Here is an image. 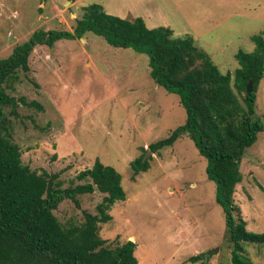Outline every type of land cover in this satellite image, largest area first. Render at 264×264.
<instances>
[{"label":"rangeland","instance_id":"1","mask_svg":"<svg viewBox=\"0 0 264 264\" xmlns=\"http://www.w3.org/2000/svg\"><path fill=\"white\" fill-rule=\"evenodd\" d=\"M93 2L106 12H115L110 7L118 4L0 0V58L36 29L71 30L81 7ZM136 15L149 27L164 25L175 35H192L225 73L238 67L239 49L253 50L251 36L264 29V0H141L136 1ZM28 63L29 70L18 71L14 87L7 89L18 99L12 138L24 164L38 173L58 172L63 187L96 158L114 167L121 174L125 199L111 206L112 218L100 224L98 233L112 244L133 241L137 264H196L190 256L206 252V257L215 248L206 257L208 264H232L230 245L223 240L224 213L215 200V183L206 174V158L185 135L158 153L148 149L181 125L186 112L180 96L150 76L146 53L114 47L86 31L80 39L37 45ZM20 98L35 100L41 108ZM254 114L264 124V65ZM143 149L150 153L143 154ZM141 154L149 167L133 175L130 161ZM240 171L235 201L246 228L263 233L264 130L245 150ZM102 196L97 190L83 194L79 207L65 199L53 212L64 225L80 224L83 211L94 213ZM243 246L250 264H264L263 244L244 241Z\"/></svg>","mask_w":264,"mask_h":264},{"label":"trees","instance_id":"2","mask_svg":"<svg viewBox=\"0 0 264 264\" xmlns=\"http://www.w3.org/2000/svg\"><path fill=\"white\" fill-rule=\"evenodd\" d=\"M86 31L114 47L146 53L153 80L180 96L185 121L168 136L149 143L148 149L158 153L183 135L192 140L207 160V177L215 183V200L225 219L223 240L230 245L231 262L250 264L243 256V243L264 245V232L246 228L235 201V187L243 177L240 163L245 150L264 130L254 114L255 92L263 75L264 29L251 36L252 51L236 52L238 67L222 73L192 35H175L164 25L149 27L140 16L128 19L110 14L95 2L81 7L71 30L36 29L0 58V264L138 263L133 241L112 244L98 233L100 224L112 218L111 206L125 199L121 174L114 167L96 158L63 187L58 172L38 173L24 164L20 146L12 138L11 117L18 116V99L7 89L14 87L18 71L29 70L28 59L34 47H51L60 39H80ZM249 79L251 92L246 90ZM20 101L41 108L35 100ZM143 154L130 161L133 175L149 167L148 160H141ZM96 190L103 196L94 213L84 210L80 224L64 225L58 220L53 210L61 201L68 199L79 207L80 196ZM205 253L192 255L189 260L208 264Z\"/></svg>","mask_w":264,"mask_h":264},{"label":"crops","instance_id":"3","mask_svg":"<svg viewBox=\"0 0 264 264\" xmlns=\"http://www.w3.org/2000/svg\"><path fill=\"white\" fill-rule=\"evenodd\" d=\"M117 1H118V4H122V6H120L118 4H116V6L112 5L110 8L112 10H115V12L108 11V13L111 12V13L116 14L117 16H120L122 18H128V19H132L134 17H137V15H136V1H141V0H117ZM143 20L145 21V23H147L145 18H143Z\"/></svg>","mask_w":264,"mask_h":264},{"label":"water","instance_id":"4","mask_svg":"<svg viewBox=\"0 0 264 264\" xmlns=\"http://www.w3.org/2000/svg\"><path fill=\"white\" fill-rule=\"evenodd\" d=\"M40 20H41V18H39V19L33 24V26H35L36 24H38V23L40 22ZM246 90H247V92H251V91H252V79H249V81H248V83H247V86H246ZM148 153H150L149 150L147 151V154H148ZM147 154H146V156H147ZM146 156H145V157H146ZM144 159H145V158H144ZM216 250H217V248H215V249H213L212 251L208 252L207 255H206V257H208V255H209L210 253L215 252Z\"/></svg>","mask_w":264,"mask_h":264}]
</instances>
